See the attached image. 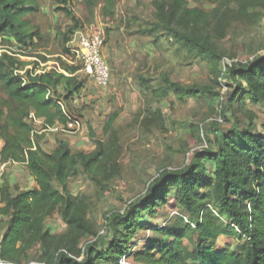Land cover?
Returning <instances> with one entry per match:
<instances>
[{"label": "trees", "instance_id": "obj_1", "mask_svg": "<svg viewBox=\"0 0 264 264\" xmlns=\"http://www.w3.org/2000/svg\"><path fill=\"white\" fill-rule=\"evenodd\" d=\"M120 1L82 0L81 6L89 21L98 10L101 21L110 22ZM154 8V21L146 33L171 38L190 59L210 63L217 85L223 78L231 81L235 90L225 107L232 111L237 98L240 106L244 98L252 104L264 103V57L225 66L212 43L213 38L224 37L233 21L257 23L259 15L254 10L264 8V0H224L211 12L190 8L186 0H157ZM36 12L33 0H0V49L4 50L0 54V163L23 165L36 185L32 190H11L7 180H1L0 264H121L127 252L129 264H264V138L249 129L229 131L211 141L207 135L208 140L204 139L210 148L194 151L183 168L160 173L142 200L122 214L107 217L109 238L98 237L88 219L87 201L70 194L68 181L87 176L104 190L119 171V147L113 136L96 142L89 154L73 152L60 140L50 153L41 147V135L29 115L41 121L43 130L66 127L77 119L70 100L82 83L77 79L80 67L67 63H61L60 72L16 74L25 66L19 57L36 48L34 43L40 40L39 30L27 19ZM70 21L64 55L71 35L83 27L79 20ZM145 82L141 80L150 89ZM161 82L151 91L157 99L173 95L185 101L209 92L207 87L172 83L168 77ZM116 117L113 114L107 120L104 134ZM215 126L220 123L212 122L208 134ZM172 192L173 202L183 213L156 229L157 235L140 250L128 251L145 228L140 221L164 210ZM55 213L66 227L61 234L45 228ZM220 237L244 243L241 252L226 245L216 250ZM89 239L93 242L82 248ZM35 249L38 254L33 256Z\"/></svg>", "mask_w": 264, "mask_h": 264}, {"label": "rangeland", "instance_id": "obj_2", "mask_svg": "<svg viewBox=\"0 0 264 264\" xmlns=\"http://www.w3.org/2000/svg\"><path fill=\"white\" fill-rule=\"evenodd\" d=\"M33 1L37 4V12L27 19L39 30L40 40L35 41L36 48L19 57L25 64L16 72L19 76H23L25 71L37 74L52 70L60 72L61 63H67L63 60L64 39L69 36L70 18L79 20L83 26L94 24L105 28L103 57L109 69L110 82L105 89H100L83 72L77 73L82 88L70 104L72 115L80 123L79 129L51 132L43 130L41 122L33 124L34 130L41 135L40 145L47 153L55 149L59 140L66 142L73 152L89 154L95 149L96 142L106 141L112 136L116 139L119 171L104 190L95 186L87 176L68 181L70 194L87 201L88 219L99 238H109L107 217L112 213L122 214L130 205L142 200L149 184L160 173L181 169L189 163L194 151L210 148L204 139L208 140L207 135L211 141L229 131L249 129L253 135L264 138V103L252 104L244 98L240 106L237 98L232 111L229 110L225 107L227 99L235 90L231 81L223 78L217 85L210 63L190 59L184 51H179L171 38L146 33L148 25L154 21V2L157 0H121L115 19L110 22H102L98 10L95 19L89 21L82 9V0ZM186 2L190 8L211 12L224 0ZM254 13L259 15L257 23L233 21L223 38L212 39L223 56L225 66L245 64L255 57H264V8H257ZM3 52L0 49V54ZM224 65L220 67L222 72ZM163 77L188 88L207 87L209 92L185 101H179L173 95L168 99H157L151 91L159 88ZM142 79L150 89H145ZM113 114L117 117L108 134H104V126ZM219 119L222 121L220 126L213 127L215 130L208 134L211 123ZM235 142L242 145L238 139ZM6 164L0 179L5 178L11 190L36 187L23 165ZM173 199L172 192L164 210L157 211L153 218L144 217L140 221L145 228L128 245V251L140 250L157 235L156 229L166 227L183 213ZM45 228L51 234H61L66 229L58 213L46 220ZM92 242V239L84 241L82 248ZM216 245V250L226 245L241 252L244 243L220 237ZM37 254L35 249L32 255ZM125 257L121 264H129Z\"/></svg>", "mask_w": 264, "mask_h": 264}, {"label": "built area", "instance_id": "obj_3", "mask_svg": "<svg viewBox=\"0 0 264 264\" xmlns=\"http://www.w3.org/2000/svg\"><path fill=\"white\" fill-rule=\"evenodd\" d=\"M105 37V28L102 25L90 24L78 28L66 44L67 54L63 58L67 64L79 66L80 72H83L100 89H105L110 82L109 69L103 57ZM28 119L33 124L41 122L33 114H30ZM218 122L221 123L222 121L219 119ZM79 127V121L71 119L66 127L49 129L48 131L67 132L79 129ZM6 166V163H0V178L5 173Z\"/></svg>", "mask_w": 264, "mask_h": 264}, {"label": "crops", "instance_id": "obj_4", "mask_svg": "<svg viewBox=\"0 0 264 264\" xmlns=\"http://www.w3.org/2000/svg\"><path fill=\"white\" fill-rule=\"evenodd\" d=\"M0 183H1V180H0Z\"/></svg>", "mask_w": 264, "mask_h": 264}]
</instances>
